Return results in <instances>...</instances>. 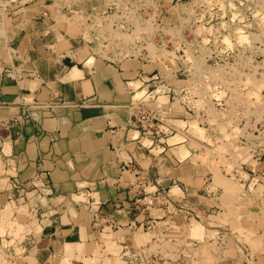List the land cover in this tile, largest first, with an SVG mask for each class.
I'll use <instances>...</instances> for the list:
<instances>
[{
  "label": "crops",
  "instance_id": "obj_1",
  "mask_svg": "<svg viewBox=\"0 0 264 264\" xmlns=\"http://www.w3.org/2000/svg\"><path fill=\"white\" fill-rule=\"evenodd\" d=\"M43 8L0 16V264L163 261L129 240L150 225L160 248L179 220L200 233L183 264H264V152L226 172L171 77L58 41ZM138 108L155 134L133 125ZM156 194L167 202L146 208Z\"/></svg>",
  "mask_w": 264,
  "mask_h": 264
},
{
  "label": "rangeland",
  "instance_id": "obj_2",
  "mask_svg": "<svg viewBox=\"0 0 264 264\" xmlns=\"http://www.w3.org/2000/svg\"><path fill=\"white\" fill-rule=\"evenodd\" d=\"M132 1L0 0V16L16 17L21 21L31 8L44 7L42 12L39 11V18L52 19L50 26L57 32L58 41H76L89 49L91 55L112 61L125 56L138 61L137 55L143 49L149 58L156 59L157 54L160 58L167 55L155 50L153 26L149 24L142 29L134 19L131 21L134 29L131 34H113L105 44L95 41V35L90 31L107 26L103 27L100 21L91 25L92 17L99 13L115 15L118 10H130L141 15L151 11L150 7L154 10L155 6L158 7L169 14H166L169 17L167 22L175 27L176 36H184L188 42H200L197 46L187 44L185 49L182 48V58L181 52L176 53V58L170 62L171 71L160 65L157 67L160 76L173 79L171 84L176 88L175 93L180 95V105L188 108V116L192 117L198 112V126L209 127L212 135L209 145L213 150H207V156L220 158L222 155L224 159L232 161V164H223L225 171L230 172L233 165L240 166L252 155L264 152V0H191L188 8L170 4L169 0H153L155 3L135 0L139 5L135 8V4L130 3ZM199 5H203L201 10H198ZM178 44V41L173 44L175 50ZM127 46H131L133 51ZM154 69L145 71L154 76ZM176 224L178 228L174 233L169 232L161 238L165 243L160 248H148L149 237L153 234L147 232L151 229L145 228L134 231L135 236L129 240L128 247L137 250L141 246L140 250L161 256L164 262H168L165 259L171 247L176 252L171 259L183 264L182 250L188 243L186 237L191 235L200 240V233L196 232L199 228L189 225L188 221L179 220ZM186 246L192 247V252H195L193 245ZM64 264L68 263L65 261Z\"/></svg>",
  "mask_w": 264,
  "mask_h": 264
},
{
  "label": "built area",
  "instance_id": "obj_3",
  "mask_svg": "<svg viewBox=\"0 0 264 264\" xmlns=\"http://www.w3.org/2000/svg\"><path fill=\"white\" fill-rule=\"evenodd\" d=\"M157 1L159 0H155V2ZM151 2L155 3L153 0H151ZM191 2H192L191 0H186V1L185 0L184 1L169 0L170 4L174 3V5H177L178 7L187 6L185 8H188L189 6H191ZM130 3L135 4V8L139 7V5H137L138 3L135 0H133ZM127 7L131 9L130 5H127ZM202 7L203 5H199L198 10H201ZM150 10L151 11H147L145 14H141V15H139L138 12H134L130 10H122V11L118 10V12L116 11L117 13L115 15H107V13H102V14L99 13L98 15L95 14L92 17L91 25L94 26L95 22L100 21L103 27H106V26L107 27L101 30H97V28H95L94 30L90 31V33H92V35H95L94 36L95 41H101V43L107 44L109 37H111V35L113 34H117V35L118 34H121V35L131 34L134 31L133 26L131 25V21L134 19L137 20L138 24L140 23V25L142 26V29L145 26L150 24L151 26L154 27V35H153L154 39L156 37V43L154 44L155 50L157 52L160 51V53L166 52L167 55L160 58L159 57L160 55L157 54L158 58L156 56H155L156 59H154L153 57L149 58L148 53L143 49L141 50L143 52H140V54L137 55V58H138L137 60L146 66H152L153 68H158L157 66L160 65L164 68H167V70L171 71L170 62L171 60L173 61L176 58L174 57V55L176 53L181 52L180 57L182 58L183 53H184L182 48L185 49L187 44H190V46L191 44L192 46L193 45L197 46V44H199L200 42H198L197 40H190V42H188L185 40L184 36H176V33L174 31L175 27L171 26L170 25L171 23L167 22L169 17H167L166 14L168 13L166 14L163 13L162 10L158 9V7L156 8V6H155V10L152 9V7H150ZM43 16H45V14H43ZM176 41L179 42L178 46L180 48L178 47V49L175 50L173 44H176ZM127 47L131 51H133L131 46H127ZM169 48H171L170 49L171 51H169ZM6 75L10 78H13V74L11 72H7ZM151 77L160 78L159 72L156 70V75L151 76ZM176 95L173 94L172 101H175L176 98L179 97V95H177L178 97H176ZM196 114H198V112H196ZM133 125L141 131V134L143 137H147L153 133L154 134L156 133L154 119L148 113H146V111L143 110L142 108H138L136 110V113L133 115ZM162 199L163 198L159 194H156L153 197H149V199L145 198L143 201V204L146 208H150V209L158 208V207H161L163 203L167 202V200H165L164 202L162 201ZM142 228L143 229L145 228L146 230H150L152 227L150 225H146L145 227H142ZM137 259L143 262V259H140L139 256H137ZM144 264H165V263L154 257H148L145 259Z\"/></svg>",
  "mask_w": 264,
  "mask_h": 264
},
{
  "label": "bare ground",
  "instance_id": "obj_4",
  "mask_svg": "<svg viewBox=\"0 0 264 264\" xmlns=\"http://www.w3.org/2000/svg\"><path fill=\"white\" fill-rule=\"evenodd\" d=\"M69 39V38H68Z\"/></svg>",
  "mask_w": 264,
  "mask_h": 264
}]
</instances>
